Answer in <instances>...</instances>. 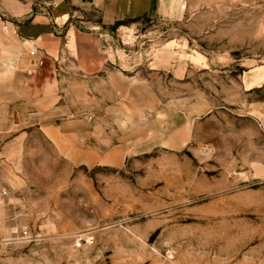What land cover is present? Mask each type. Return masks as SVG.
<instances>
[{"label": "rangeland", "instance_id": "rangeland-1", "mask_svg": "<svg viewBox=\"0 0 264 264\" xmlns=\"http://www.w3.org/2000/svg\"><path fill=\"white\" fill-rule=\"evenodd\" d=\"M51 1L0 0V264H264V0L76 7L31 90Z\"/></svg>", "mask_w": 264, "mask_h": 264}, {"label": "crops", "instance_id": "crops-1", "mask_svg": "<svg viewBox=\"0 0 264 264\" xmlns=\"http://www.w3.org/2000/svg\"><path fill=\"white\" fill-rule=\"evenodd\" d=\"M51 5L53 8L50 11L43 9L41 13L32 12L31 19L13 23L23 56L15 69L20 70V75L31 90L35 82L39 84V75L36 64L29 61L30 51L36 48L41 56H57L61 47L59 28L73 17L76 7L98 11L106 24L157 18L161 10V0H52ZM51 80L48 79L49 83Z\"/></svg>", "mask_w": 264, "mask_h": 264}, {"label": "built area", "instance_id": "built-area-1", "mask_svg": "<svg viewBox=\"0 0 264 264\" xmlns=\"http://www.w3.org/2000/svg\"><path fill=\"white\" fill-rule=\"evenodd\" d=\"M30 55L33 56V57H38L39 52H38V50L36 48H34V49H32L30 51Z\"/></svg>", "mask_w": 264, "mask_h": 264}]
</instances>
